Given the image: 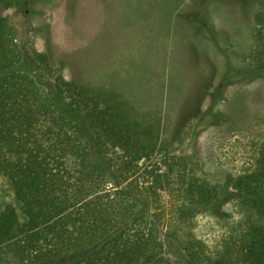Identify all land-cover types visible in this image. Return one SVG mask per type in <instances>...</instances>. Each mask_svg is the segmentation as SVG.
I'll list each match as a JSON object with an SVG mask.
<instances>
[{"label": "trees", "instance_id": "1", "mask_svg": "<svg viewBox=\"0 0 264 264\" xmlns=\"http://www.w3.org/2000/svg\"><path fill=\"white\" fill-rule=\"evenodd\" d=\"M30 1L0 0V172L23 218L0 210V254L11 251L0 264H264V141L251 168L210 184L187 132L165 139L159 118L133 116L121 93L65 78L18 41L7 11ZM254 60L264 69V49ZM229 186L251 219L242 252L212 257L187 228Z\"/></svg>", "mask_w": 264, "mask_h": 264}, {"label": "rangeland", "instance_id": "2", "mask_svg": "<svg viewBox=\"0 0 264 264\" xmlns=\"http://www.w3.org/2000/svg\"><path fill=\"white\" fill-rule=\"evenodd\" d=\"M262 13L264 0H31L7 11L18 41L65 78L121 93L133 116L161 120L165 139L187 132L195 174L218 186L251 168L264 141V69H253ZM7 203L23 219L0 172V210ZM250 219L229 186L187 229L210 256L235 254Z\"/></svg>", "mask_w": 264, "mask_h": 264}]
</instances>
